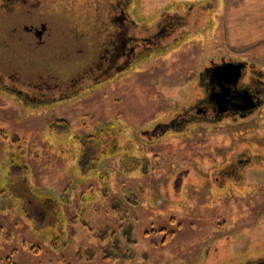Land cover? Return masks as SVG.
I'll list each match as a JSON object with an SVG mask.
<instances>
[{"label": "rangeland", "instance_id": "1", "mask_svg": "<svg viewBox=\"0 0 264 264\" xmlns=\"http://www.w3.org/2000/svg\"><path fill=\"white\" fill-rule=\"evenodd\" d=\"M92 3L63 4L46 14L52 36L39 59L55 75L76 76L104 58L89 55L99 29ZM240 3L133 0L136 27L147 23L158 48H148L128 70L54 105L22 104L0 90V191L6 192L0 264H252L264 258V107L245 120L147 135L185 113L202 91L198 76L212 62H247L264 76V0L234 8ZM165 25L170 35L161 38ZM7 55L0 52L1 59ZM58 121L70 128H54ZM83 144L95 147L87 145L84 156ZM20 163L26 175L16 168ZM25 184L49 192L34 196L52 201L59 225L36 228L38 202L22 191Z\"/></svg>", "mask_w": 264, "mask_h": 264}, {"label": "flooded vegetation", "instance_id": "2", "mask_svg": "<svg viewBox=\"0 0 264 264\" xmlns=\"http://www.w3.org/2000/svg\"><path fill=\"white\" fill-rule=\"evenodd\" d=\"M86 1L90 0H0V52L8 54L4 59L0 56V90L12 94L22 104L62 103L90 93L111 76L128 70L135 59L146 55L148 48L157 50L156 33L150 32L148 24L136 27L133 0H104L102 3L92 0L94 7H98L93 20L98 22L99 29L96 28L93 40L96 48L91 49L89 55L105 53L104 58L100 55L101 62L81 70L76 76L65 77L63 72L55 75L53 67L39 59V51L48 46L52 36L46 14L54 13L59 5L81 7ZM106 10L108 21L103 19ZM170 26L161 27L158 36L159 33H164L161 38L169 36ZM79 52L83 53L81 49ZM46 56L51 62L52 55L44 51L43 58ZM235 65L241 66L238 79ZM252 68L247 62H212L198 76L202 91L185 113L147 132L148 138L176 130L178 126L186 129L196 124L245 120L263 109L264 76ZM22 72L31 75L30 79L23 78ZM252 264H264V258Z\"/></svg>", "mask_w": 264, "mask_h": 264}, {"label": "trees", "instance_id": "3", "mask_svg": "<svg viewBox=\"0 0 264 264\" xmlns=\"http://www.w3.org/2000/svg\"><path fill=\"white\" fill-rule=\"evenodd\" d=\"M52 105H54L55 103H53V102H50ZM44 104V103H43ZM28 105H34V106H40V105H42V104H40V105H38V104H28ZM58 122H60V123H58ZM57 123H55L54 125H53V127L54 128H62L63 130H68L70 127H69V125H68V123L66 122V121H58ZM91 139L92 138H94V137H90ZM87 145H89L92 149L95 147V145H91V144H87ZM86 144H83V148H84V156L85 155H88V152L86 151L87 150V148H88V146H87ZM89 147V148H90ZM113 155H115V153H112L110 156H113ZM107 157H109V156H107ZM82 162H84L83 160H82ZM82 162H81V165H82ZM14 168V167H13ZM16 168H18L19 170H23V172H24V175H26L27 174V166H25L24 164H22V163H20V166L19 167H16ZM18 170V171H19ZM21 173V172H20ZM21 182V181H20ZM17 184H19V182H15V185L13 186V187H15V186H17ZM22 186V185H21ZM12 187V188H13ZM106 187V189H103V193H104V196H107V195H109V192H110V190H109V186L107 185V186H105ZM11 188V189H12ZM26 190V191H25ZM22 191H24V192H28V194H30L32 197H34V199L38 202V210L36 211L37 212V214H38V217H39V219L38 218H34V220L36 219V228H44V227H46L47 225H52V224H56V223H58L57 222V215H55V214H53L52 213V208H51V204H52V201L51 200H49V199H44L43 201H40V200H38L37 198H36V196H34V194L36 195L37 193L38 194H41L42 196H45L46 194H49V192H47V191H38L37 192V190H31V187H30V185L28 186L27 184H25L24 186H22ZM90 191H92V190H90ZM32 192V193H31ZM67 191H64V193H66ZM5 190H2V191H0V198H2V197H4L5 196ZM14 195V194H13ZM15 196V195H14ZM19 197V196H18ZM60 197L64 200V202H65V196L64 195H60ZM21 201L23 202L24 201V199L22 198L21 199ZM51 203V204H50ZM55 208V210H58V206H56V207H54ZM61 208H62V206L60 207V213H61V216H62V211H61ZM114 210H116V209H114ZM27 215H28V217H30L31 218V216L29 215L30 213L28 212V211H26L25 212ZM123 213H124V215L122 216V215H120L121 216V218H122V220H126L127 218H128V210L127 209H125L124 211H123ZM37 214H36V216H37ZM33 219V218H32ZM59 221V220H58ZM42 224V225H39V224ZM58 225H59V223H58ZM62 227V225L60 226V228ZM43 232V231H42ZM41 232V233H42ZM43 234V233H42ZM112 235L111 234H107V236H105V237H103V238H108V237H111Z\"/></svg>", "mask_w": 264, "mask_h": 264}, {"label": "water", "instance_id": "4", "mask_svg": "<svg viewBox=\"0 0 264 264\" xmlns=\"http://www.w3.org/2000/svg\"><path fill=\"white\" fill-rule=\"evenodd\" d=\"M235 67H236V71H237V78L236 79H238V77L240 75V72H241V66L240 65H235Z\"/></svg>", "mask_w": 264, "mask_h": 264}, {"label": "crops", "instance_id": "5", "mask_svg": "<svg viewBox=\"0 0 264 264\" xmlns=\"http://www.w3.org/2000/svg\"><path fill=\"white\" fill-rule=\"evenodd\" d=\"M245 1H246V0H241V3L238 4V5H236L234 8L241 7V5H242ZM236 24H237V26L240 25V23H236Z\"/></svg>", "mask_w": 264, "mask_h": 264}]
</instances>
